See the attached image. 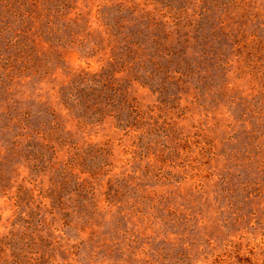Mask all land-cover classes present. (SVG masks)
I'll return each mask as SVG.
<instances>
[{
  "label": "rangeland",
  "instance_id": "374dc122",
  "mask_svg": "<svg viewBox=\"0 0 264 264\" xmlns=\"http://www.w3.org/2000/svg\"><path fill=\"white\" fill-rule=\"evenodd\" d=\"M0 264H264V0H0Z\"/></svg>",
  "mask_w": 264,
  "mask_h": 264
},
{
  "label": "trees",
  "instance_id": "16d2710c",
  "mask_svg": "<svg viewBox=\"0 0 264 264\" xmlns=\"http://www.w3.org/2000/svg\"><path fill=\"white\" fill-rule=\"evenodd\" d=\"M180 17V16H179ZM180 25V18H179V22H178V26ZM111 98V97H110ZM111 100H112V98H111Z\"/></svg>",
  "mask_w": 264,
  "mask_h": 264
}]
</instances>
